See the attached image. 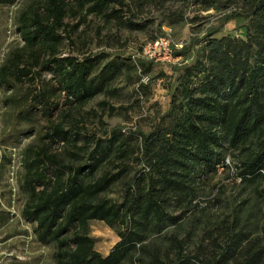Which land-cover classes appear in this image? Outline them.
<instances>
[{
  "label": "trees",
  "instance_id": "1",
  "mask_svg": "<svg viewBox=\"0 0 264 264\" xmlns=\"http://www.w3.org/2000/svg\"><path fill=\"white\" fill-rule=\"evenodd\" d=\"M18 1L0 0V10ZM155 8L163 9V19L150 40L165 33L162 25L184 22L193 24L195 35L176 49L185 61L158 75L174 83L167 84L169 106H153L150 128L114 127L97 137L83 136L71 120L66 129L69 113L51 121L59 109L57 90L66 104L83 105L109 92L130 66L121 58L99 72L98 55H62L66 19L93 14L120 31L146 30L154 19L139 15ZM213 9L222 12L215 17ZM233 20L244 21V35L218 36ZM13 22L21 41L0 62V87L11 91L7 100L19 109L18 121L30 123L40 112L51 121L50 143L67 146L60 154L29 145L20 184L24 216L39 240L53 245L56 264H264V0H32L15 11ZM204 22L209 25L200 36ZM138 60L145 73L157 65ZM45 72L55 86H29L23 99L16 96L19 85ZM137 91L147 94L149 85ZM229 156L238 157L237 180L249 193L214 217L196 202L199 184L228 167ZM106 163L117 171L98 175ZM117 182L121 193L108 197ZM94 220L118 232L108 255L90 235Z\"/></svg>",
  "mask_w": 264,
  "mask_h": 264
},
{
  "label": "rangeland",
  "instance_id": "2",
  "mask_svg": "<svg viewBox=\"0 0 264 264\" xmlns=\"http://www.w3.org/2000/svg\"><path fill=\"white\" fill-rule=\"evenodd\" d=\"M31 1L19 0L16 5L0 10V62L11 46L21 41L13 22L15 11ZM221 12L213 9L209 13L217 17ZM139 17L141 20L153 18L154 22L150 23L146 30L120 31L112 22H105L102 17L93 14L84 19L80 15H70L66 19L67 30H62V55L71 54L80 58L98 55L99 72L107 63L119 61L121 58L130 66H123L122 73L113 81L109 92L99 93L83 105L66 104L64 95L61 96L57 90L53 100L59 104V109L55 110L51 121L59 122V113L63 111L70 114V117L66 118V129L70 128L71 120L83 127V136L105 137L114 127L147 131L150 128L153 106L156 103L164 108L169 106L171 94L167 84L173 79H159L158 75L160 71L169 75L171 67L183 63L187 57L176 54L171 61L157 63L152 70L145 73L137 60L145 61L139 56L141 48L152 39V35L159 33L163 9L155 8L152 12L145 10ZM209 21L212 22L210 19ZM243 23V20H233L217 35H244ZM207 25L208 22H204L200 26V36L205 34ZM192 26L189 22L172 26V42L189 44L195 35ZM163 27L162 25L161 30L164 31ZM145 76L148 77L147 82L142 80ZM140 84L149 85L147 94L138 93ZM29 86H35L39 91L47 86H55V82L51 75L45 72L41 77H37L34 83L25 82L19 85L16 96L23 99ZM10 94L11 91L5 92L0 87V264H56L55 248L52 244H44L39 240L34 232L35 224L24 216L26 193L20 184L26 171L25 149L29 145L45 144L51 147L53 152L60 154L67 146L50 143L46 135L50 131L51 121H47L40 112H36L34 121L30 123L18 121L19 109L11 106L7 100ZM89 157L86 155L85 160ZM228 159V167H219L216 173L205 176L199 184V197L196 202L201 207H208V213L214 217L224 216L231 206L249 193V188L246 189L240 180H237L238 157L229 156ZM131 166L133 170L140 168L138 163H132ZM107 169L117 171L112 164L106 163L98 175ZM122 186L121 182L114 184L107 193L108 197L117 198ZM172 214L178 215L180 211H174ZM171 229L172 227H169L166 230ZM90 235L95 238L96 249L103 255H108L120 240L117 230L101 220L91 222Z\"/></svg>",
  "mask_w": 264,
  "mask_h": 264
},
{
  "label": "built area",
  "instance_id": "3",
  "mask_svg": "<svg viewBox=\"0 0 264 264\" xmlns=\"http://www.w3.org/2000/svg\"><path fill=\"white\" fill-rule=\"evenodd\" d=\"M165 33L160 37L147 41L141 48L139 56L146 61H152L154 63H166L172 60L176 55V49L183 47V44L172 42L170 32L171 27L164 26ZM144 82L148 81V77L145 76L142 79ZM229 163V160H227Z\"/></svg>",
  "mask_w": 264,
  "mask_h": 264
}]
</instances>
